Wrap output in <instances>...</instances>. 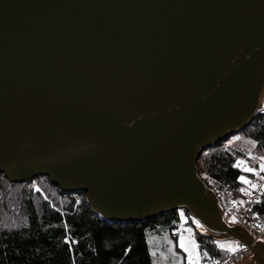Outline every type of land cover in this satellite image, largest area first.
<instances>
[{
    "label": "water",
    "instance_id": "obj_1",
    "mask_svg": "<svg viewBox=\"0 0 264 264\" xmlns=\"http://www.w3.org/2000/svg\"><path fill=\"white\" fill-rule=\"evenodd\" d=\"M264 108V0H0V173L88 195L109 222L222 220L205 148Z\"/></svg>",
    "mask_w": 264,
    "mask_h": 264
},
{
    "label": "trees",
    "instance_id": "obj_2",
    "mask_svg": "<svg viewBox=\"0 0 264 264\" xmlns=\"http://www.w3.org/2000/svg\"><path fill=\"white\" fill-rule=\"evenodd\" d=\"M240 134L255 143L258 159L229 145L227 138L204 149L197 161L204 183L227 202L241 199L238 177L254 175L235 167L238 160L258 172L264 157V112ZM177 211L148 220L109 222L92 211L83 193L62 191L45 176L11 181L0 173V264H152L146 233L162 221L172 234ZM252 212L264 223V192ZM195 241L200 259L212 262L225 255L210 236L196 234Z\"/></svg>",
    "mask_w": 264,
    "mask_h": 264
},
{
    "label": "rangeland",
    "instance_id": "obj_3",
    "mask_svg": "<svg viewBox=\"0 0 264 264\" xmlns=\"http://www.w3.org/2000/svg\"><path fill=\"white\" fill-rule=\"evenodd\" d=\"M262 112H264V108L261 110L260 113H262ZM227 138H228V144L229 145H232V146L236 147L237 149L241 150L242 152H244L246 154L247 157H253L254 160L258 159V155L254 151L255 143L251 139L242 136L240 134V132L233 133V134L227 136L225 139H227ZM205 149H207V148H205ZM262 163H264V160L260 161L258 172H256L257 174H254L255 176H258L262 173V171H261V164ZM4 173H5V171H3V173H1V174L4 175ZM198 175H199V177H200V175H202L201 171H199ZM38 176H43V175H38ZM36 177L37 176H35L33 178H36ZM32 179H30V180H32ZM75 193H79V192H75ZM214 193L217 196V198L219 200H221L220 202L222 204L224 203L227 205H230V204L231 205H233V204L239 205L242 202V194H241V199H240L239 203H235L233 201H231V202L224 201L223 200V198H224L223 194H217L215 191H214ZM87 197H88V195H85V199ZM177 210H178L177 214L179 216V221L176 223L175 228L173 230V233H175L176 236H175V234H173V233L170 234L167 231V226L162 221L161 222L158 221L155 229L149 230L146 233V242L148 245L152 264H188L187 253L182 248H180V246H179L180 235L182 234L184 236L185 243L188 244L189 247H191L192 241H194L196 244L195 235L196 234L202 235L198 228H201L204 231H206V229L202 225H200V223L197 224L194 222L197 220H195L194 218L191 217L192 213L190 211H187L184 209H177ZM180 211H183V213H184V219L183 220L181 219V217L179 215ZM160 216H162V215H160ZM177 231H180V232L177 233ZM216 241L220 242L219 246L222 249H226L228 247H234V246L239 245V243H237V242L235 243L232 240H227V239H220V240L216 239ZM196 252L199 254L198 247H196ZM250 256H251V254L246 252L242 256H239L238 260L235 259L234 264H252Z\"/></svg>",
    "mask_w": 264,
    "mask_h": 264
},
{
    "label": "built area",
    "instance_id": "obj_4",
    "mask_svg": "<svg viewBox=\"0 0 264 264\" xmlns=\"http://www.w3.org/2000/svg\"><path fill=\"white\" fill-rule=\"evenodd\" d=\"M200 177L202 178V175H200ZM248 180H250L252 184L257 185V187L251 188L249 185L243 184L241 188L246 189L251 194L246 195L244 192L240 191L242 194V202L239 205L222 204L220 202L221 200H219V204L222 208V219L225 223H231L235 226L245 228L254 241L264 242V223L252 212L253 206L259 201L260 195L264 192V171L258 176L252 175ZM232 217H236L235 223L232 222ZM179 232L180 231H177V233ZM229 248H235V251L230 252L228 251ZM247 251V246L239 244L234 247L226 248L225 255L221 259L212 262L200 259L199 264H234V260Z\"/></svg>",
    "mask_w": 264,
    "mask_h": 264
},
{
    "label": "snow or ice",
    "instance_id": "obj_5",
    "mask_svg": "<svg viewBox=\"0 0 264 264\" xmlns=\"http://www.w3.org/2000/svg\"><path fill=\"white\" fill-rule=\"evenodd\" d=\"M261 159L264 160V157H262ZM234 166L235 167H238V168H241L242 171H244V172H249V173L257 174L256 173V170L254 168L246 166L244 164V161H242V160H238L237 163H236V165H234ZM261 171H264V163L261 164ZM238 179L240 180L241 183L247 184L251 188L257 187V185L252 184L251 181L248 180L243 175L239 176ZM240 191L241 192H244L246 195H250L251 194L250 192H248L244 188H241ZM257 202H259V201H257ZM179 215H180L181 219L183 220L184 219V213H183V211H180ZM231 220H232L233 223H235L236 222V217H232ZM194 222L197 223V224H199V221H194ZM216 243L218 245L220 244V242H216ZM191 244H192V246L189 247L188 244L185 243L184 236L182 234L180 235V238H179V246H180V248H182L187 253L188 264H199L200 256L196 252L197 245L195 244L194 241H192ZM228 251L234 252L235 251V248H229ZM204 256H207V253L206 252L204 253Z\"/></svg>",
    "mask_w": 264,
    "mask_h": 264
},
{
    "label": "crops",
    "instance_id": "obj_6",
    "mask_svg": "<svg viewBox=\"0 0 264 264\" xmlns=\"http://www.w3.org/2000/svg\"><path fill=\"white\" fill-rule=\"evenodd\" d=\"M233 242H235V241H233ZM236 243V242H235Z\"/></svg>",
    "mask_w": 264,
    "mask_h": 264
},
{
    "label": "bare ground",
    "instance_id": "obj_7",
    "mask_svg": "<svg viewBox=\"0 0 264 264\" xmlns=\"http://www.w3.org/2000/svg\"><path fill=\"white\" fill-rule=\"evenodd\" d=\"M225 250V249H224Z\"/></svg>",
    "mask_w": 264,
    "mask_h": 264
}]
</instances>
